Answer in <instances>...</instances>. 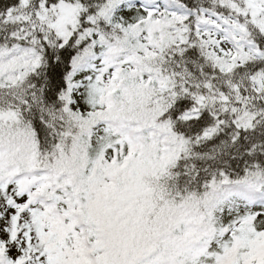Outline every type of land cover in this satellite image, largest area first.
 Wrapping results in <instances>:
<instances>
[{
    "label": "snow or ice",
    "instance_id": "snow-or-ice-1",
    "mask_svg": "<svg viewBox=\"0 0 264 264\" xmlns=\"http://www.w3.org/2000/svg\"><path fill=\"white\" fill-rule=\"evenodd\" d=\"M0 264H264V0H0Z\"/></svg>",
    "mask_w": 264,
    "mask_h": 264
}]
</instances>
